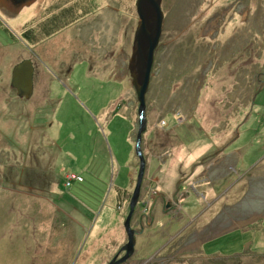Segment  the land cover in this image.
Returning <instances> with one entry per match:
<instances>
[{"label":"rangeland","instance_id":"obj_1","mask_svg":"<svg viewBox=\"0 0 264 264\" xmlns=\"http://www.w3.org/2000/svg\"><path fill=\"white\" fill-rule=\"evenodd\" d=\"M76 1L71 25L23 35ZM136 1L0 0V264L110 263L128 242L140 121L124 264H264V0H163L143 119ZM25 60L29 99L11 87Z\"/></svg>","mask_w":264,"mask_h":264},{"label":"water","instance_id":"obj_2","mask_svg":"<svg viewBox=\"0 0 264 264\" xmlns=\"http://www.w3.org/2000/svg\"><path fill=\"white\" fill-rule=\"evenodd\" d=\"M19 5L27 0H13ZM163 0H137L136 10L139 16L138 25L134 35L132 55L128 63V69L132 78V84L136 90L139 101L140 118H144L146 110V95L150 88L152 70L155 62V54L160 44L163 33L165 14L162 8ZM34 67L30 60H25L14 67L11 76V87L17 91L19 97L30 98L33 94ZM146 130L144 121H140V129L137 137L136 151L140 164L137 173L135 192L131 198L130 211L124 226L128 234V242L121 251L125 254L118 258V254L109 264H124L135 252L136 231L132 228L131 221L137 205L141 186L145 175L146 162L141 149L142 133Z\"/></svg>","mask_w":264,"mask_h":264},{"label":"trees","instance_id":"obj_3","mask_svg":"<svg viewBox=\"0 0 264 264\" xmlns=\"http://www.w3.org/2000/svg\"><path fill=\"white\" fill-rule=\"evenodd\" d=\"M77 2V5H72L70 4L69 6H65L66 8L64 10H60V12H57V14H55V18H53V20H56L55 25H51L52 21L47 19V14L49 12H54L53 10H56L58 7H60L61 5H56L54 7H50L45 11V14L37 19V20H32L31 22H29L26 27L24 26V31H23V35L26 38H29L30 40H35L38 41L41 39V37L44 39L47 36H50L51 34L55 33L57 30H59L62 27H66L71 25L72 23H74L79 17H82V12H80V9H78V4L79 3H83V2ZM53 8V9H52ZM70 13V14H69ZM58 19V20H57ZM64 23H62L59 27H56V24L58 23V25L64 21ZM6 30H8V28H6ZM10 31V30H8ZM83 179V178H82ZM245 255L243 256H236V257H232L233 259L235 258H244ZM253 257V256H252ZM254 257L258 260H262L264 261V255H256L254 254ZM206 259V258H205ZM230 259V258H229ZM206 261H212L210 259L206 260Z\"/></svg>","mask_w":264,"mask_h":264},{"label":"flooded vegetation","instance_id":"obj_4","mask_svg":"<svg viewBox=\"0 0 264 264\" xmlns=\"http://www.w3.org/2000/svg\"><path fill=\"white\" fill-rule=\"evenodd\" d=\"M48 8H50V7H48ZM47 8V9H48ZM66 7H62V6H60V7H58L56 10H53L54 12H49L48 14H47V19H49V20H51L52 21V24L51 25H55V23H56V20H53V18H55V14H57V12H60V10H64ZM70 14V13H69ZM58 20V19H57ZM65 22V20L64 21H62L59 25H58V23L56 24V27H59L62 23H64ZM158 48H159V46H158ZM158 48H157V50H158ZM33 93H34V88H33ZM33 95V94H32ZM166 205H167V203H166ZM168 205L169 206H171V204L170 203H168ZM125 254V252L124 251H121L120 250V252L118 253V258H120L121 256H123Z\"/></svg>","mask_w":264,"mask_h":264},{"label":"built area","instance_id":"obj_5","mask_svg":"<svg viewBox=\"0 0 264 264\" xmlns=\"http://www.w3.org/2000/svg\"><path fill=\"white\" fill-rule=\"evenodd\" d=\"M77 179H78L79 181H82V180H83L82 177H79V176H77Z\"/></svg>","mask_w":264,"mask_h":264}]
</instances>
